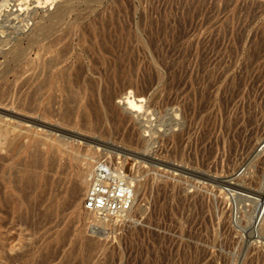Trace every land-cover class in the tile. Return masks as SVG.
Wrapping results in <instances>:
<instances>
[{"label": "rangeland", "instance_id": "obj_1", "mask_svg": "<svg viewBox=\"0 0 264 264\" xmlns=\"http://www.w3.org/2000/svg\"><path fill=\"white\" fill-rule=\"evenodd\" d=\"M1 9L0 75L27 55L21 78L0 76L2 108L25 119L0 137V264H264V0ZM89 157L86 173L107 160L136 189L99 233L72 187Z\"/></svg>", "mask_w": 264, "mask_h": 264}, {"label": "bare ground", "instance_id": "obj_2", "mask_svg": "<svg viewBox=\"0 0 264 264\" xmlns=\"http://www.w3.org/2000/svg\"><path fill=\"white\" fill-rule=\"evenodd\" d=\"M68 14V9L66 7H62L60 9L59 7V10L54 14L55 18H58L59 20H64V18L67 16ZM3 15V10L1 9L0 10V17ZM27 20V19H26ZM25 20V22H26ZM81 21H83L82 19L79 18V21L76 22L75 26L76 27H79L80 26V23ZM2 24V23H1ZM0 24V25H1ZM19 25H22V24H19ZM18 25V28L20 27ZM26 25V24H25ZM56 27H57V24H48L46 27H44L43 29L41 30H38L37 32H32L31 36L29 37V46H32V45H35L39 42V39L41 36H46V37H49L53 34V32L56 30ZM4 25L0 27V31L4 30ZM5 28H7L6 30H8L9 28L5 26ZM16 28V27H15ZM21 28V27H20ZM86 29V28H85ZM84 29V30H85ZM19 30V29H18ZM22 30V29H21ZM15 31V30H14ZM12 30V32H14ZM17 31V30H16ZM4 34V32H3ZM0 35H2V32H0ZM2 37V36H1ZM5 38V37H4ZM3 38V39H4ZM11 41V40H10ZM7 42V41H6ZM8 43V42H7ZM6 43V44H7ZM4 44V45H6ZM8 45V44H7ZM53 45V44H52ZM51 45V46H52ZM50 47V46H49ZM51 48V47H50ZM4 49V48H3ZM3 49H0L3 51ZM8 53V52H7ZM27 55V50L24 49V48H21L19 47L17 52H15L12 56V59L8 58V61H7V65L5 66V68L3 69L2 71V75H0L1 77H6L7 76V73H9L10 71L14 70L15 74H16V77L17 78H21L22 75L24 74V69L22 67V62L23 60L25 59ZM9 56V55H8ZM58 59L56 60L58 64L56 65H59L60 63H62V61L60 60L59 57H57ZM65 73H67V71L63 72L62 75H64ZM1 78V79H3ZM4 97H5V91L4 89L0 88V137H9V135H11L14 130L17 128L15 126H12L11 125V119L13 117H17L16 115H14L13 113L9 112L7 109H4L2 108V105H4L3 101H4ZM141 102V101H138L137 99H132L129 101V104L128 105V109H125L126 112H128L129 114H136L137 112L140 111V105H138V103ZM143 102V101H142ZM73 103V102H72ZM11 111V110H10ZM16 114V113H15ZM132 115V116H133ZM38 117V116H37ZM17 118H20L21 120H24V118H21V117H17ZM31 121V120H30ZM38 123V122H37ZM44 123V122H43ZM46 125V124H45ZM50 125V124H49ZM56 126V125H55ZM47 127V126H46ZM52 127V126H51ZM58 127V126H57ZM59 130V129H58ZM49 131V130H48ZM55 131V130H54ZM57 132V131H56ZM59 132V131H58ZM59 138V137H58ZM2 140V139H1ZM6 140V139H5ZM94 142V140H93ZM96 144V143H95ZM3 146V145H1ZM1 148V147H0ZM8 148V147H7ZM98 150H100V148L96 147ZM66 149V148H65ZM94 154V153H93ZM127 160V159H126ZM93 164V157H89V159H86L84 160L83 162H80L76 169H75V179H74V186L73 187V192L74 194H76V203H79V201H81L82 199V196H83V192L85 191V201L87 199V196L90 192V189H91V181H90V176L94 170V168L92 169L91 173H90V170H89V173H86L87 171V166L88 168H91ZM131 164V163H130ZM127 168H128V165H127ZM125 169V168H124ZM65 170V169H64ZM131 170V169H130ZM127 177V183L129 184V186L131 187V192H132V195H133V203H135L137 201V198H136V189L135 187L133 186L132 183H130L131 180H133V178H130V176L126 175ZM232 184H230L231 186ZM188 187V186H187ZM87 188V189H86ZM188 189V188H187ZM138 193V191H137ZM134 205V204H133ZM140 208V207H139ZM86 210V209H85ZM139 211V210H138ZM86 212L88 213L89 215V223L91 222H95L96 219H95V216L91 213H89L87 210ZM264 213V212H263ZM80 217V216H78ZM263 217H264V214H263ZM263 217H262V220H263ZM261 225V222L259 223V226L260 227ZM263 226V225H262Z\"/></svg>", "mask_w": 264, "mask_h": 264}, {"label": "built area", "instance_id": "obj_3", "mask_svg": "<svg viewBox=\"0 0 264 264\" xmlns=\"http://www.w3.org/2000/svg\"><path fill=\"white\" fill-rule=\"evenodd\" d=\"M126 171L107 160H99L90 176L91 189L85 201V209L95 216L90 223L94 233L126 216L133 206L131 187L127 183Z\"/></svg>", "mask_w": 264, "mask_h": 264}]
</instances>
